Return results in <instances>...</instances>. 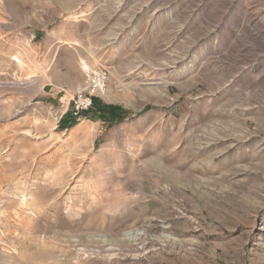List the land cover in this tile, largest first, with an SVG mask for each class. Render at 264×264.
Wrapping results in <instances>:
<instances>
[{
    "label": "rangeland",
    "instance_id": "374dc122",
    "mask_svg": "<svg viewBox=\"0 0 264 264\" xmlns=\"http://www.w3.org/2000/svg\"><path fill=\"white\" fill-rule=\"evenodd\" d=\"M0 264H264V0H0Z\"/></svg>",
    "mask_w": 264,
    "mask_h": 264
},
{
    "label": "built area",
    "instance_id": "2783aa9c",
    "mask_svg": "<svg viewBox=\"0 0 264 264\" xmlns=\"http://www.w3.org/2000/svg\"><path fill=\"white\" fill-rule=\"evenodd\" d=\"M83 74L90 91L87 94H76L73 98L72 109L75 115H79L91 106V95L94 92L102 93L104 91L108 71L106 69L84 68Z\"/></svg>",
    "mask_w": 264,
    "mask_h": 264
},
{
    "label": "trees",
    "instance_id": "16d2710c",
    "mask_svg": "<svg viewBox=\"0 0 264 264\" xmlns=\"http://www.w3.org/2000/svg\"><path fill=\"white\" fill-rule=\"evenodd\" d=\"M95 105L97 106V117H101L103 119H106L107 117L109 118L110 116L115 117L121 112V109H118L115 106L101 105L100 102L96 100Z\"/></svg>",
    "mask_w": 264,
    "mask_h": 264
},
{
    "label": "bare ground",
    "instance_id": "6f19581e",
    "mask_svg": "<svg viewBox=\"0 0 264 264\" xmlns=\"http://www.w3.org/2000/svg\"><path fill=\"white\" fill-rule=\"evenodd\" d=\"M85 68H87L86 66H84Z\"/></svg>",
    "mask_w": 264,
    "mask_h": 264
}]
</instances>
